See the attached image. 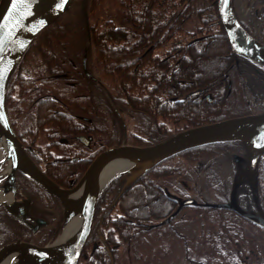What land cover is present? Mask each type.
I'll return each mask as SVG.
<instances>
[{"label":"trees","instance_id":"16d2710c","mask_svg":"<svg viewBox=\"0 0 264 264\" xmlns=\"http://www.w3.org/2000/svg\"><path fill=\"white\" fill-rule=\"evenodd\" d=\"M192 20L197 23L190 30L187 25ZM260 24L259 35L243 23L242 26L264 44V20ZM84 49L86 67L94 80L83 73ZM30 53L37 54L40 63L30 71L25 69L19 81L8 84L9 120L21 131L26 130L29 139L44 134L64 154L82 153L88 160L97 151L82 147L74 139L73 135L85 131L88 125L74 114L89 115L94 123L107 115L101 148L105 149L118 143L117 132L118 129L122 132L123 125L128 142L144 146L184 128L264 111V70L233 54L217 16L216 0H84V9L81 1L76 0L56 21L37 33L20 60V68ZM100 87L111 100L108 105L102 103ZM189 89H204L214 102L196 104L189 99L179 100ZM50 107L63 112H54ZM254 107L257 110L253 111ZM138 116L141 121H137ZM165 116L170 121L166 125L159 119ZM79 122L83 127L77 128ZM93 122L92 134L98 142L105 132L101 133L99 128L94 131ZM136 124L141 128L140 139L135 136ZM180 124L182 128L177 127ZM239 149L240 143L232 141L196 147L172 156L139 176L130 188L121 192L118 201H113L118 179L111 181L96 203L91 236L78 264L85 258L89 264H111L115 251L112 248L119 241L128 243L129 239L156 228L170 229L180 211L169 221L147 228L175 209L173 201H151L154 193L159 200L163 199L160 187L165 178L177 172L188 175L189 167L200 159L216 157L219 165H229L230 153ZM56 165L71 167L66 162ZM257 188L264 206V155L258 166ZM240 192L243 197L248 194L243 187ZM135 197L138 201L133 203ZM107 198L110 200L105 201ZM188 209L212 214L204 219L210 225L201 238L203 252L197 260L188 255L189 263L264 264V247L260 250L241 245L248 230L246 225L263 232L264 229L226 209ZM9 216L7 213V228L6 220L0 221V244L6 234L8 241L18 229ZM60 228L61 218L50 239ZM92 238L102 239L104 245L88 256Z\"/></svg>","mask_w":264,"mask_h":264},{"label":"water","instance_id":"95a60500","mask_svg":"<svg viewBox=\"0 0 264 264\" xmlns=\"http://www.w3.org/2000/svg\"><path fill=\"white\" fill-rule=\"evenodd\" d=\"M75 1L0 0V141L5 143L4 160L7 161L8 166L2 189L12 194V200L7 204H0L5 205L9 214L32 227L26 220L28 204L16 201L14 196V173L19 171L49 194L57 197L63 210L62 230L50 244L41 246L32 241L14 239L0 246V261L7 257L10 260L14 259L13 264H77L92 229L97 200L112 179L121 176L120 180L124 181V186H129L139 176L175 154L204 145L229 141L240 142L244 152L242 158L233 156L239 170L232 180L229 201L199 203L191 198L180 199L170 217L184 206L222 208L231 210L264 229V214L260 210L257 212L243 209L236 201L237 188L243 184L248 186L254 203L258 200V162L264 154V111L194 126L148 146L121 144L108 147L94 157L79 181L69 189L55 184L28 157L7 116V82L37 33L56 21ZM81 7L84 9V0H81ZM216 11L233 54L264 68V44L241 26L233 13L231 0H216ZM85 59L86 49L83 53V68L86 72ZM86 75L89 76L87 72ZM201 93L203 90L199 89L192 95ZM204 97L208 101L211 99L209 94ZM241 161L244 162V167L240 165ZM110 164H114L112 166L117 168L103 179L100 177L101 172ZM76 194H79V198H75ZM73 218L80 220L75 238L68 243L57 244L56 240ZM42 223L43 220L36 219L35 227Z\"/></svg>","mask_w":264,"mask_h":264},{"label":"flooded vegetation","instance_id":"af4514ba","mask_svg":"<svg viewBox=\"0 0 264 264\" xmlns=\"http://www.w3.org/2000/svg\"><path fill=\"white\" fill-rule=\"evenodd\" d=\"M243 2L247 6V12H246L247 16H246V20L242 22L245 26L249 27L250 22H253V20L257 21L258 35H259L260 25H261L260 22L264 20V0H258L257 3L254 0H249V1L238 0L239 4H243ZM236 4H237V0H233L234 10H235L236 15L238 16L237 9L235 6ZM21 67H22V64H21ZM82 67H83V58H82ZM85 67H86V59H85ZM229 85L230 84L228 83V87ZM100 94L102 97L101 98L102 103L106 105L105 98H103V95L101 92ZM205 94H209V93L205 92L204 90L201 95H205ZM201 97L202 96L199 95V96L192 97L193 100L191 98L190 99L192 102L198 104L202 101ZM50 109L52 110L53 107H50ZM52 111L58 112V113L63 112V110H60L59 108H56V107H54ZM73 116L74 117L76 116L77 118L83 120V123H88V125L84 127L85 131H81L78 134L73 135L74 139H76V141H78L82 147L88 148V149L93 148V150L97 151V154H98L100 151L103 150L101 148L104 144L102 143L104 140L103 138L106 136L107 115L105 114L104 117H100V119L98 120V123H94L89 115L74 114ZM92 116H94V118L97 120L96 118L97 114H94ZM159 119L160 120L163 119L164 124H169L170 122L169 117L167 116H165V118L159 117ZM137 121H141V118L139 116H138ZM92 122H93L94 131H97L95 129L99 128V131L101 133L105 132V134H103L101 137L98 138L99 140L98 142L94 141V137L92 134V127H91ZM10 124L15 134L17 135L18 139L23 144L24 149L27 152L28 156L33 160V162L39 167V169L48 178H50L54 183L61 186L62 188H70L71 186H73V184L76 183V179L80 178V176L83 174V172L85 171L89 163V160L84 157L85 155H83L82 153L64 154L65 151L58 149V146L54 145L53 140H48L46 135L41 134L39 135L38 138H35L32 140L28 138V135L26 133H24L26 132V130L24 132L21 131L22 128L16 127L14 122L10 121ZM135 126L137 129V132H135V136L136 138L140 139L142 136L141 134L138 133V131H140L141 128L138 126V124H136ZM72 127L74 126L71 125L70 129H72ZM79 127H83V125L80 122L77 125V128ZM118 130L119 131L117 132V137L128 142V135H127L128 132L126 130V127L125 126L122 127V132H120V129ZM61 141L60 143H63V141L62 142ZM37 147H41V149H38ZM235 154H237L238 156H241V158L244 157V153H242L240 149L239 151L237 150L236 152H232L230 153L229 165L220 164L216 166L217 168L214 169L213 172L221 169L220 172H224L225 174V175L223 174V177H225V180H228L229 173H235L239 170V167L236 164H233L231 162L232 156ZM49 157H51L52 160H49L48 159ZM56 162L71 163V167H67V166L61 167L59 165H56ZM240 165L244 167V162L241 161ZM3 169L4 167L0 169V174L3 173L4 171ZM177 173L178 174L174 176H167V178H165L164 184L161 185L160 190H161V194L164 196L163 200H159L158 199L159 197H156L155 196L156 194L154 193L151 201H177L171 198V194H175L181 197L180 196L181 192L185 186L184 180H188V178L191 179L192 177L191 175L189 176V173L186 176L182 175L179 172ZM78 175H79V178H77ZM6 176L0 177V180H1L0 187L3 182V178L5 179ZM14 176H15V194H14L15 200L16 201H28L29 206H28V212H27L28 214H27L26 220L31 224L32 227H29L28 225L19 221L13 216H9L11 219H13V221L16 222L17 228H18V229H15L10 240L20 238L25 241H33L37 244H42L41 242L36 240V236L39 234H44L45 237H49L50 235L54 233V231L56 230V227L59 224V219L61 218V208H60L59 200L55 196L50 195L41 186L37 185L35 182H33L31 179H29L27 176L20 173L19 171H15ZM123 183L124 181H121L120 179L117 180V185H116L117 195L116 197L113 198V201H118L121 192L124 191L125 189L130 188L135 182H133L127 188L121 189L123 186ZM7 192H10V191H7ZM241 195L242 194L240 192L239 193L237 192L236 201H249L247 197H242ZM11 200H12V197H11ZM109 200L110 199L108 198L105 199V201H109ZM195 201H200V200H195ZM218 201H229V196L226 198H222ZM0 203H3V202H0ZM4 204H7V203H4ZM174 205L176 207L175 203ZM36 219L43 220V223L35 227ZM4 220H6L5 227L7 228V208L5 207V205L0 204V221L2 222ZM4 243H7V234L4 237V239H2L0 246ZM98 247H99L98 241L93 239L88 256H92L93 252ZM85 257L86 256H83V258Z\"/></svg>","mask_w":264,"mask_h":264},{"label":"rangeland","instance_id":"374dc122","mask_svg":"<svg viewBox=\"0 0 264 264\" xmlns=\"http://www.w3.org/2000/svg\"><path fill=\"white\" fill-rule=\"evenodd\" d=\"M235 6L238 14L237 17L241 21H245L247 6L244 2L243 4H239L238 0ZM196 23V20H192V22L187 25L188 29L193 30L196 27ZM249 27L255 35H258L257 21L253 20V22H250ZM39 63L38 55L30 53L23 60L22 67L30 71L34 67H37ZM257 108L258 107H254L253 111L254 109L257 110ZM177 127L182 128L183 126L180 124ZM231 162L233 164L236 163L234 160ZM213 164L219 165L216 163V157H212L209 160L200 159V162L191 165L188 169V173L192 178L184 180L185 186L181 192V197L171 194L172 197L175 199L191 198L193 200H200L197 201L199 203L226 202L218 200L229 196L234 175L233 173H229L228 180H225V177H223L224 172H220L221 169L213 172V170L217 168L214 167ZM1 165H3V163ZM5 166L3 165L4 169ZM141 199L144 201L145 195H143ZM248 199L249 201H237V203L247 210H254L257 212L260 210L264 214V206L259 200L260 198L257 200L258 203L256 201L254 203V199L251 193H249ZM137 201L138 199L135 197L132 202L136 203ZM174 203L176 204V209L177 203L175 201ZM188 207L191 206L180 208L181 213L170 229L164 227L156 228L151 230L148 234H140L139 236L129 239L128 243L118 240L119 245L113 252L111 264H191L188 261V255L195 260L199 259L200 253L203 252V242H201V238L206 228L210 225L209 221L204 219L212 214L207 215L199 210H189ZM153 223H158V221L154 220ZM246 226L248 230L244 233L245 237L241 245L246 248L255 246L257 249L262 250L264 247V232L258 228H250L251 226L249 225ZM44 237V234H39L36 236V240L42 244H47L54 240V238L50 239V236ZM98 248H100V246ZM186 249L187 254H185ZM87 261L88 259L85 258L81 264H89Z\"/></svg>","mask_w":264,"mask_h":264},{"label":"bare ground","instance_id":"6f19581e","mask_svg":"<svg viewBox=\"0 0 264 264\" xmlns=\"http://www.w3.org/2000/svg\"><path fill=\"white\" fill-rule=\"evenodd\" d=\"M86 18V16H85ZM87 20H85V25H86V29L88 30V23L86 24ZM87 40L89 41V34L87 35ZM84 53V52H83ZM86 68V72L89 74V76L86 75V72L84 71V68H83V73L85 76L91 78V80H94V77L93 75L88 71L87 67ZM264 70V68H262ZM25 72V69L23 67L20 68V66H16V68L13 70L12 74L10 75L9 79H8V82H7V87H6V91L8 89V84H14V82H17L19 81L18 78L19 76ZM230 88V85L229 87ZM204 91V89H202ZM197 90H192V89H189V90H186L182 96L180 98H178L179 100H187L189 99L188 101L192 102L191 99L193 100L192 97L194 96H202L201 99L202 101L201 102H205L207 104H212L214 102V100L212 99V96H211V99L210 101L207 100V98H205L204 96L206 95H201V94H198V95H192L193 92H195ZM100 92L102 93L103 95V98H105V101H106V104L108 105V103H111V100L109 99L108 95H107V92L105 89H103L102 87H100ZM191 98V99H190ZM226 119H230V118H226ZM226 119H222V120H226ZM222 120H219V121H222ZM218 122V121H216ZM166 125V124H165ZM125 126V125H123ZM117 127H119V124L117 123ZM187 129V128H186ZM185 129H182L181 131H183ZM116 139L118 140V143L117 144H114L112 146H120L121 144H124V145H133L127 141H124L122 140L121 138L117 137L116 136ZM165 139V138H164ZM163 140V139H162ZM160 141V140H158ZM156 141V142H158ZM156 142H153V143H156ZM151 143V144H153ZM149 144V145H151ZM134 146V145H133ZM135 146H142V145H135ZM144 146H148V145H144ZM111 147V146H109ZM4 148H5V143L3 141H0V160H2V162H6V166H5V169L3 171V173L0 174V177H4L7 175V170H8V166H7V161L4 160ZM95 157V156H94ZM94 157L89 160V163L88 165L91 163V161L94 159ZM259 163H260V160L258 162V166H259ZM87 165V166H88ZM114 164H110L108 165L105 169H103V171L101 172V175L100 177H103V179H106V177H108L109 173H111L114 168H117V166H112ZM214 167L218 166V165H214ZM102 179V178H101ZM126 188L124 185L122 186L121 189H124ZM75 198L78 197L79 198V194H76L74 195ZM11 193L10 192H6L4 193V190L0 187V202H3V203H8L10 200H11ZM163 200V199H161ZM79 224H80V220L78 218H73V220L67 225L65 226V229L63 231V234H61L58 239L56 240V243L57 244H62V243H68L69 240H73L76 236V231L79 227ZM14 263V259L10 260V258H7V257H4L1 261H0V264H13Z\"/></svg>","mask_w":264,"mask_h":264}]
</instances>
